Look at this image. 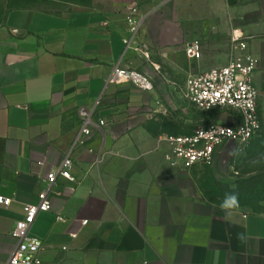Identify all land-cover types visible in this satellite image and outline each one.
<instances>
[{
  "label": "crops",
  "instance_id": "1",
  "mask_svg": "<svg viewBox=\"0 0 264 264\" xmlns=\"http://www.w3.org/2000/svg\"><path fill=\"white\" fill-rule=\"evenodd\" d=\"M128 1L26 0L0 25V195L12 199L0 205V264L24 205L67 154L78 184L58 179L52 208L29 230L42 244L39 264H264V214L228 215L209 202L204 166L172 165L161 140L212 120L184 82L224 66L233 35L258 58L251 78L264 133V0H137L143 21L126 49ZM194 41L199 59L184 52ZM115 65L141 71L153 89L108 82ZM92 104L105 125L73 147L78 109Z\"/></svg>",
  "mask_w": 264,
  "mask_h": 264
},
{
  "label": "built area",
  "instance_id": "2",
  "mask_svg": "<svg viewBox=\"0 0 264 264\" xmlns=\"http://www.w3.org/2000/svg\"><path fill=\"white\" fill-rule=\"evenodd\" d=\"M125 13L128 35L123 42L128 49L135 43L143 16L136 3L130 4ZM184 52L191 58L199 59V42L187 43ZM257 65L258 58L248 50L247 39L233 35L229 42L228 61L224 66L201 71L185 79L184 94L192 105L208 114L227 113L230 121H201L190 134L161 137L168 146L164 155L168 162L172 165L181 164L185 169L195 166L211 167L224 150L243 149L251 143L261 129L258 91L251 78ZM107 81L129 82L146 91L153 89V83L147 75L119 65L113 66ZM95 109L96 104L79 107L80 123L73 147L84 144L94 129H101L105 125L103 119L94 121ZM72 166L70 155H65L58 168L49 171L42 179L43 189L37 194V202L24 205L23 216L15 222L10 233L17 244L6 264H39L37 254L42 244L29 235L30 227L38 213L52 208V192L58 179L78 184V179L71 172ZM74 189V186L70 187L71 192ZM11 201V197L0 195V205L8 206ZM57 219L63 221L64 217L59 214ZM86 223L87 220L82 221L83 225Z\"/></svg>",
  "mask_w": 264,
  "mask_h": 264
},
{
  "label": "rangeland",
  "instance_id": "3",
  "mask_svg": "<svg viewBox=\"0 0 264 264\" xmlns=\"http://www.w3.org/2000/svg\"><path fill=\"white\" fill-rule=\"evenodd\" d=\"M71 4L91 7L97 0H66ZM26 0H0V25L6 13L13 6ZM109 2V0H107ZM137 0H129L127 7ZM142 15V13H141ZM219 113L208 114L212 121ZM199 187L203 196L211 203L219 205L233 192L238 194L239 209L264 214V133L258 132L251 143L243 148L224 150L215 164L198 170Z\"/></svg>",
  "mask_w": 264,
  "mask_h": 264
},
{
  "label": "clouds",
  "instance_id": "4",
  "mask_svg": "<svg viewBox=\"0 0 264 264\" xmlns=\"http://www.w3.org/2000/svg\"><path fill=\"white\" fill-rule=\"evenodd\" d=\"M221 210L225 211L226 214L231 215L232 211L239 208L238 194L233 192L225 197L223 202L220 204ZM243 239V236L240 237Z\"/></svg>",
  "mask_w": 264,
  "mask_h": 264
}]
</instances>
